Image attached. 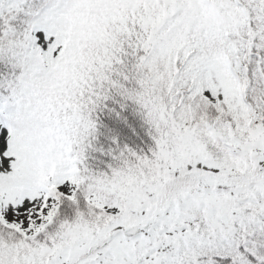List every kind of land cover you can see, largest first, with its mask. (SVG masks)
<instances>
[{"label":"snow or ice","instance_id":"6c2138e0","mask_svg":"<svg viewBox=\"0 0 264 264\" xmlns=\"http://www.w3.org/2000/svg\"><path fill=\"white\" fill-rule=\"evenodd\" d=\"M0 264H264V0H0Z\"/></svg>","mask_w":264,"mask_h":264}]
</instances>
